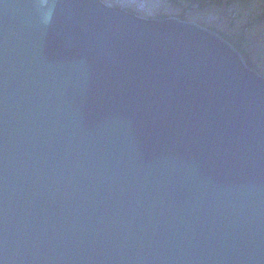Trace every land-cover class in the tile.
<instances>
[{
  "label": "water",
  "instance_id": "1",
  "mask_svg": "<svg viewBox=\"0 0 264 264\" xmlns=\"http://www.w3.org/2000/svg\"><path fill=\"white\" fill-rule=\"evenodd\" d=\"M44 2L0 0V264H264V75L195 22Z\"/></svg>",
  "mask_w": 264,
  "mask_h": 264
},
{
  "label": "rangeland",
  "instance_id": "2",
  "mask_svg": "<svg viewBox=\"0 0 264 264\" xmlns=\"http://www.w3.org/2000/svg\"><path fill=\"white\" fill-rule=\"evenodd\" d=\"M107 5L127 7L132 12L147 18L160 13H167L169 16L178 17L181 12L188 15L187 21L195 22L201 26L215 27L221 31L241 32L242 27L246 28L250 40V49L254 50L255 60L262 69L264 75V24L251 26L248 18L256 15L262 10L263 0H244L236 3H229L227 0L221 2H211L207 7L201 8L198 2H194L191 7L186 2L179 5L173 4L171 0H103ZM154 3V5H139L144 3ZM139 3V4H138ZM142 6V7H140ZM155 8V9H154ZM157 9V10H156Z\"/></svg>",
  "mask_w": 264,
  "mask_h": 264
},
{
  "label": "trees",
  "instance_id": "3",
  "mask_svg": "<svg viewBox=\"0 0 264 264\" xmlns=\"http://www.w3.org/2000/svg\"><path fill=\"white\" fill-rule=\"evenodd\" d=\"M182 1L186 2L189 5V8L194 2H198V5L201 8H205L211 2H221L222 0H171L170 2L173 4L179 5L180 2ZM227 1H229V3H236L237 1L241 2L244 0H227ZM155 16L158 19H166L170 17L167 13H163V12L159 14H155ZM177 18L181 20H189L186 12L179 13ZM248 20L252 27L258 24H264V0H263L262 10L254 16H250ZM247 27H248L247 25L244 26V28L242 27L241 32H238V31L237 32H227V31L218 30L215 27H210V28L217 31L227 41L232 43L236 47V49L243 55L249 67L257 69L260 71V73H262V69L258 66V63L255 60L256 55L254 53V50L250 49V46H249L251 43L248 37V32L246 30Z\"/></svg>",
  "mask_w": 264,
  "mask_h": 264
},
{
  "label": "clouds",
  "instance_id": "4",
  "mask_svg": "<svg viewBox=\"0 0 264 264\" xmlns=\"http://www.w3.org/2000/svg\"><path fill=\"white\" fill-rule=\"evenodd\" d=\"M41 17L45 24L50 22L52 18V9L46 6V0L41 4Z\"/></svg>",
  "mask_w": 264,
  "mask_h": 264
},
{
  "label": "bare ground",
  "instance_id": "5",
  "mask_svg": "<svg viewBox=\"0 0 264 264\" xmlns=\"http://www.w3.org/2000/svg\"><path fill=\"white\" fill-rule=\"evenodd\" d=\"M98 1H100V0H98ZM148 1V0H147ZM105 2V1H104ZM102 3V2H101ZM106 3V2H105ZM103 4V3H102ZM107 4V3H106ZM139 4V3H138ZM139 5H143V6H145V5H149V3H144V4H139ZM108 7H119V6H114V5H107ZM140 7H142V6H140ZM121 8H123V9H126L127 11H129V12H132L129 8H127V7H121ZM157 10V9H156ZM134 13V12H133ZM160 13V10H157V14H159ZM136 14V13H135ZM138 15V14H137ZM138 16H140V15H138ZM141 17V16H140ZM170 17H172V16H170ZM147 18H152V19H158L155 15H153V16H151V17H147ZM235 47V46H234ZM236 48V47H235Z\"/></svg>",
  "mask_w": 264,
  "mask_h": 264
}]
</instances>
